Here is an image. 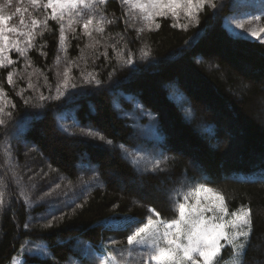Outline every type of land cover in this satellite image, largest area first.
Returning a JSON list of instances; mask_svg holds the SVG:
<instances>
[{"label":"trees","instance_id":"1","mask_svg":"<svg viewBox=\"0 0 264 264\" xmlns=\"http://www.w3.org/2000/svg\"><path fill=\"white\" fill-rule=\"evenodd\" d=\"M213 2L197 23L169 15L149 26L121 0H107L93 16L113 21L103 33L85 35L81 20L75 32L66 25L61 43L59 24L49 20L26 57L8 53L14 63L0 69V264H101L103 250L111 257L142 226L121 231L105 222H146L148 208L172 218L166 193L184 179L220 190L230 210L252 209L245 264H264V39L243 32L264 28V19H251L264 17V0ZM17 7L44 18L29 0H12L6 14ZM65 68L69 84L58 88ZM191 154L195 169L187 165ZM157 160L165 171L146 174ZM134 180L162 185L165 195L154 204L118 188Z\"/></svg>","mask_w":264,"mask_h":264},{"label":"snow or ice","instance_id":"2","mask_svg":"<svg viewBox=\"0 0 264 264\" xmlns=\"http://www.w3.org/2000/svg\"><path fill=\"white\" fill-rule=\"evenodd\" d=\"M29 2L32 9L43 10L42 20L35 18L34 13H30L28 8L22 10L17 7L15 12L6 14L12 7V0H6L0 5V69L14 63L8 55L10 51L26 57L27 50L32 47L35 40L36 30L41 26L48 27L49 20L59 24L61 43L65 41L66 25L68 30L75 32V25L82 20L84 34L92 37L93 31L103 33L104 25L113 22L106 21L104 16L93 19V16L99 15L96 6L106 5L107 0H29ZM121 3L133 10L132 19L148 22L149 26L157 16L167 18L171 15L178 18L181 12L189 22L197 23L199 13L206 6L217 7L213 0H121ZM48 10H51L50 14ZM18 14L19 23H11ZM29 15L33 16L30 21L27 19ZM251 19L261 20L264 17L254 16ZM156 27L159 28L160 25L156 24ZM183 27L187 28L188 24ZM236 27L243 30L244 24L237 22ZM137 31L139 33L142 29ZM261 32H264V28L259 31L252 29L249 35L264 39L260 36ZM95 43L98 41L89 46L94 47ZM143 55L147 56L148 52L144 51ZM125 63H132L131 55ZM63 77L58 88L68 86L70 80L68 68H65ZM85 79L87 81L88 77ZM7 80L9 84L13 83V72H8ZM92 80H95V77H92ZM95 82L99 83V80ZM29 87L33 85L29 84ZM0 94H3V89H0ZM39 99L44 100L45 97L40 95ZM25 103L28 101L25 100ZM5 113V107L0 106V115ZM4 123L5 121L0 119V125ZM108 143L112 141L109 140ZM160 163L161 161L157 160L152 168L146 165L144 171L148 175L157 176L165 171L160 167ZM160 178L163 179L162 176ZM260 179L264 180V177ZM206 194H212L215 199L207 198ZM3 197L4 192L0 191V204L3 203ZM166 198L174 216L163 218L160 212L148 208L150 215L146 222H142L138 217H128L127 221L119 226L121 231H128L134 225L142 226L135 227L126 237V246L119 248L111 257L102 259L101 264H245L253 232V213L250 207L241 204L238 208L230 210L227 198L220 190L208 186V182L192 179L177 182L167 190ZM116 243L113 241V245ZM226 251L227 256L224 254Z\"/></svg>","mask_w":264,"mask_h":264},{"label":"rangeland","instance_id":"3","mask_svg":"<svg viewBox=\"0 0 264 264\" xmlns=\"http://www.w3.org/2000/svg\"><path fill=\"white\" fill-rule=\"evenodd\" d=\"M250 2H253V0H249ZM123 4V3H122ZM129 7V6H128ZM236 8L235 4L232 5V9L234 10ZM184 18L183 12L180 13L178 18H175L176 20H182ZM155 21V20H154ZM11 23L14 24H18L15 23L13 20L11 21ZM255 29L257 31H259L260 29H257L256 27H254V25L250 26L248 28L247 31H243L245 33H249L250 30ZM263 32H261L260 34H262ZM251 36V35H250ZM1 98V96H0ZM113 98V96H112ZM200 106V105H198ZM261 107V109L264 112V106L262 104L259 105ZM200 112L204 111V109L200 106L199 107ZM206 114V113H205ZM264 117V116H263ZM16 134H11V138L13 140H18L20 139ZM70 145V144H69ZM142 145V144H141ZM62 146V145H61ZM108 155H112L114 152L111 150H108ZM249 159L247 161H252V164L257 163V161L259 162V158H256L255 156H250L248 157ZM85 161V156H83L82 158H77L76 161V166L79 165L81 162ZM196 161V159L194 158V155H190V157L187 160V165L192 168L195 169L194 166V162ZM120 177V176H119ZM119 179L117 178V176L115 174H109L108 175V180L110 179ZM120 183V182H119ZM118 188L123 191V192H128V194L134 195L136 196L138 199L144 200V201H151V203L154 204H158L159 203V199L165 195V188L160 185L159 187H149L146 183L141 182L139 180H134V181H130L129 183H125L122 185L119 184ZM84 192V188L80 187L79 188V193L82 194ZM207 198L209 199H215V197L212 194H206ZM60 205H63L62 203H59ZM47 213V212H46ZM127 221L126 217H114L110 220H108L107 222H105V226L107 227H112V228H119L120 225H122L123 223H125ZM100 257L102 259H106L109 257V255L105 252V250L102 251V253L100 254ZM14 264H23V259L19 258L17 259ZM258 264V263H256Z\"/></svg>","mask_w":264,"mask_h":264}]
</instances>
